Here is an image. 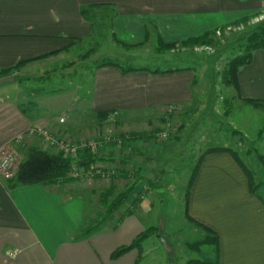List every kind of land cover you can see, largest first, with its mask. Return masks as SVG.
Here are the masks:
<instances>
[{"label":"crops","instance_id":"obj_1","mask_svg":"<svg viewBox=\"0 0 264 264\" xmlns=\"http://www.w3.org/2000/svg\"><path fill=\"white\" fill-rule=\"evenodd\" d=\"M262 6L264 0H0V70L50 55L26 64L12 75L14 83L0 86V149L37 125L58 134L86 114L145 111L190 101L193 73L188 70L152 74L97 67L83 104L74 89H22L16 83L17 76L69 54L76 42L93 36L96 18L108 20L111 37L129 36L132 45L154 38L178 44L252 16ZM83 8L89 10L86 19ZM238 85L242 99L264 100V50L254 52L251 64L240 69ZM23 144L24 150L55 154L36 137L27 136ZM6 183L0 178V264L138 263L140 247L116 260L110 256L147 229L141 217L153 207L146 199L138 206L126 201L125 209L111 217L116 222L110 228L79 237L85 202L69 194L67 185L8 189ZM187 214L217 235L219 264H264V202L250 193L244 170L230 155L203 156Z\"/></svg>","mask_w":264,"mask_h":264},{"label":"rangeland","instance_id":"obj_2","mask_svg":"<svg viewBox=\"0 0 264 264\" xmlns=\"http://www.w3.org/2000/svg\"><path fill=\"white\" fill-rule=\"evenodd\" d=\"M95 29L93 36L76 42L69 54L47 62L44 68L17 76L16 83L22 89H74L77 102L83 104L88 100L85 93L92 74L101 64L147 71L189 69L193 73L190 101L167 108L108 113L106 118L86 114L70 125L65 124L67 130L61 129L58 134L43 124L31 127L9 144L17 163L25 159L30 149L22 148L27 136L36 137L41 147L52 148L59 154L41 132H46L55 142L69 145V153L74 149L77 161L80 152L90 149L101 160L89 171L83 168L84 173L72 177L73 182L55 184L67 185L71 188L69 194L85 202L79 237L102 227L110 228L116 222V216L114 220L111 217L125 209L124 204L114 214L106 215V208L100 202L104 193L111 192L114 197L137 183L126 201H137L138 206L146 199L153 209L148 215L142 214V221L147 229L157 230L141 243L137 264L213 261V247L202 245L198 251L187 248V244L202 241L205 232L185 219V194L200 157L209 150L225 148L235 153L250 172L254 186L263 183L255 189V195L264 202V109H254L232 86L222 82L227 64L244 54L243 46L250 36L264 29V6L252 16L245 15L209 31L207 45L182 48L178 43L174 50L164 54L156 52L159 38L132 45L129 36L111 37L108 20L100 17L96 18ZM122 136L140 139L124 144ZM16 145L20 146L19 151ZM62 157L70 159L72 166L71 158ZM70 172L67 178L72 175ZM119 172L130 177L115 176ZM84 231L88 233L83 234Z\"/></svg>","mask_w":264,"mask_h":264},{"label":"trees","instance_id":"obj_3","mask_svg":"<svg viewBox=\"0 0 264 264\" xmlns=\"http://www.w3.org/2000/svg\"><path fill=\"white\" fill-rule=\"evenodd\" d=\"M88 14H89L88 9L83 8L81 10V15L84 19L87 18ZM209 34L210 33H205L199 37L188 38L180 42L179 46L182 48H188V47L207 45L210 43ZM176 45H177L176 43L168 44V43H164L161 39H158V48L156 49V52L159 54L161 53L164 54L166 52L174 50L176 48ZM243 47H244V54L232 59L227 64V67L225 68L222 74L223 84L226 86H232L237 93L239 92V86L237 81L238 72L240 71L241 68L251 64L253 52L257 50H264V29H262L260 33L253 34L252 36H250L246 45H244ZM49 56L50 55H47L32 61L19 63L10 68L2 69L0 70V78L12 76L14 75V73L20 71L26 64L39 60H45ZM103 66L118 67L122 70V73L144 70V69L142 70L124 69L116 64H109V63L101 64L98 67H103ZM149 72H151L152 74H164V73H171L173 71L154 70ZM244 102L252 106L254 109H264V100L261 101V100L247 99ZM107 115L108 113H100L97 115V117L106 118ZM121 139L124 140V144H126L130 141H137L140 139V137L132 136L130 138H125L122 136ZM113 145L115 146L114 142H112V146ZM210 153H227L230 156H232L233 159L238 163V165L244 170L248 178L249 191L252 195H255L256 188L263 185V183H260V185L254 186L250 172L243 166V164L240 162V160L238 159L235 153L225 148L224 149L218 148V149L209 150L205 154H210ZM202 158L203 157H200V159L198 160V163L194 168L192 172V176L187 185V190L185 194V217L188 222L203 230L205 232V237L200 242L187 244V248H189L190 250L198 251L202 245L213 247L214 250L213 261L204 262V263L198 261H188L187 264H219V242L217 235L214 234L210 229L206 228L205 226L193 221L187 214V202H188L189 191L193 184L195 176L198 172ZM100 160L101 158L96 157V155L92 153L90 149H86L80 152L77 161V166L80 168H84L86 171H89L90 168L94 165V163ZM70 171H71V162L69 160L64 159L60 153L53 154V153L40 151L37 148H30L27 151V155L25 159L20 163L15 177L12 180L7 181L6 184L8 189H13L16 187H24V186H32V185L52 186L59 182L71 183L74 181V179H72L71 177L67 178V175ZM115 176L117 177L120 176L126 179L130 177L127 173H123V172H119ZM136 184L137 183L131 184L126 190H124L123 192H121L120 194L114 197L111 192H108L106 194L104 193L102 195L100 202L106 208V215L114 214L125 204L129 194L132 193ZM110 198L112 199L110 200ZM133 206H137V201L136 203H134ZM156 232L157 230L152 227L146 229L145 231L140 233L129 246L122 247L114 251L110 256L111 259L116 260L120 258L123 254L128 252L129 250L138 249L144 240L153 236L154 234H156ZM87 233L88 231L83 232V234H87Z\"/></svg>","mask_w":264,"mask_h":264},{"label":"built area","instance_id":"obj_4","mask_svg":"<svg viewBox=\"0 0 264 264\" xmlns=\"http://www.w3.org/2000/svg\"><path fill=\"white\" fill-rule=\"evenodd\" d=\"M34 132H36V131H34ZM41 133L46 136V138L48 139V141L50 142L51 145L55 146V148L57 149V151L59 153H62V155H64L65 158H68V159L71 158L73 160V164L71 166V172H70V173H72V175L70 177L72 178V177L81 176L85 170H83V168H80L77 166V160L75 158L76 152L74 151V149H72L71 153H69V151L67 150V147L69 145H65L61 141L55 142L51 138V136L47 137L48 135L46 132H41ZM45 136H44V138H45ZM161 136H164V134H162ZM10 144H12V143H10ZM73 146L75 147L76 145H73ZM86 146L87 145H85L84 147H86ZM19 165L20 164L17 163V161H16V156L13 152V148L11 145L2 147L0 149V178L1 179L5 180V181L13 179L17 173Z\"/></svg>","mask_w":264,"mask_h":264},{"label":"water","instance_id":"obj_5","mask_svg":"<svg viewBox=\"0 0 264 264\" xmlns=\"http://www.w3.org/2000/svg\"><path fill=\"white\" fill-rule=\"evenodd\" d=\"M15 77L14 76H8L0 79V86L7 85L10 83H14Z\"/></svg>","mask_w":264,"mask_h":264}]
</instances>
